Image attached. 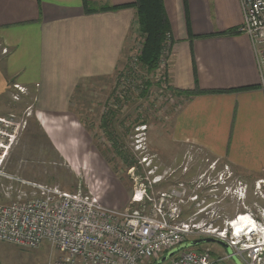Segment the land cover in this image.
Masks as SVG:
<instances>
[{
	"label": "crops",
	"instance_id": "obj_1",
	"mask_svg": "<svg viewBox=\"0 0 264 264\" xmlns=\"http://www.w3.org/2000/svg\"><path fill=\"white\" fill-rule=\"evenodd\" d=\"M89 1L120 8L88 13L84 0H0V44L7 53H0L6 59L0 64V94L10 85L8 74L19 76L13 78L34 91L31 106L56 138L55 125L66 122L61 113L71 111L78 85L115 75L139 35L136 8L124 6L136 0ZM164 2L171 25L169 83L194 89L197 79L208 90L186 97L174 119V139L202 147L226 169L252 175L256 185L264 180L261 75L250 38L225 33L243 23L241 0ZM193 247L188 248L200 251Z\"/></svg>",
	"mask_w": 264,
	"mask_h": 264
},
{
	"label": "rangeland",
	"instance_id": "obj_2",
	"mask_svg": "<svg viewBox=\"0 0 264 264\" xmlns=\"http://www.w3.org/2000/svg\"><path fill=\"white\" fill-rule=\"evenodd\" d=\"M138 36L134 52L126 59V67H120L115 75L103 80L92 78L78 85L68 109L71 111L61 113L67 114L63 116L66 122L55 125L59 131L58 138L35 106H31L34 91L16 83L19 76L14 75L15 79L7 73L10 85L0 94V117L14 126L6 127L3 123L0 126L17 132V139L5 162L7 173L26 180L57 185L72 192L93 191L109 206L147 213L150 212V203L131 201L138 187L136 180L138 183L150 180L155 194L183 184L187 196L178 205L184 221L213 222L222 227L226 220L247 209L257 214V206H263L264 199L255 194L252 175L240 174L232 167L226 169L222 162L215 161L202 147L174 139V119L186 96L172 90L167 76L168 67L161 66L156 72L148 73L139 66L136 56L141 49V36ZM1 47L0 44V53ZM168 51L167 48L164 56ZM5 52L6 49L3 55L7 54ZM4 59L5 56L0 54V64L4 63ZM12 79L14 83L10 81ZM147 79L152 85L144 95ZM16 85L23 87L25 92H20ZM17 93L18 98L15 95ZM111 109L116 111L113 131L119 138H124L121 151L132 155L137 161L134 166H128L126 158L117 153L114 142L102 124ZM70 125H73L72 129ZM34 133L39 134L38 140L32 138ZM144 156L149 157L150 166L141 164ZM222 175L229 184V192L223 193V187L220 186L214 192L218 197L213 196L208 179L219 180ZM159 177L162 178L158 181ZM5 181V185L10 183L9 180ZM239 184L246 188L242 198L237 192ZM1 190L0 201H8ZM195 194L199 195L197 200L189 199V195ZM197 235L193 233L189 237L193 239ZM199 237L202 242L198 246L194 245V249H209L220 256L227 252L223 254L225 249L231 250L216 238ZM58 254V250L48 242L31 248L0 240V264H49ZM158 259H151L145 264H156ZM161 264H169V260ZM224 264L244 263L234 257L225 260Z\"/></svg>",
	"mask_w": 264,
	"mask_h": 264
},
{
	"label": "built area",
	"instance_id": "obj_3",
	"mask_svg": "<svg viewBox=\"0 0 264 264\" xmlns=\"http://www.w3.org/2000/svg\"><path fill=\"white\" fill-rule=\"evenodd\" d=\"M241 5L244 19L238 31L251 40L264 90V0H241ZM167 57L169 53H165L160 67H167ZM16 87L20 92L25 90L19 85ZM15 95L18 98L19 94ZM2 123L6 127L14 126L0 117ZM16 139L17 132L0 126V189L9 199L0 201V240L31 248L48 242L59 252L49 264H145L151 259H160L185 243L190 235L198 233L223 241L231 252L220 256L209 249L185 248L174 253L168 259L169 264H224L234 257L244 264H264V205L257 206V214L247 209L226 220L222 227L213 222L184 221L178 205L186 200L184 185L155 194L148 179L149 182L139 183L136 180L138 187L131 201L150 203V212L118 209L103 203L93 191L72 192L57 185L9 175L5 162ZM140 162L151 165L147 156ZM5 180L10 183L5 185ZM208 182L213 193L220 186L223 193L229 192L223 175L219 180L208 179ZM255 188V194L264 199V180H258ZM245 191V186L239 184V198ZM212 195L218 197L215 193ZM197 198L198 194L189 195L191 200Z\"/></svg>",
	"mask_w": 264,
	"mask_h": 264
},
{
	"label": "trees",
	"instance_id": "obj_4",
	"mask_svg": "<svg viewBox=\"0 0 264 264\" xmlns=\"http://www.w3.org/2000/svg\"><path fill=\"white\" fill-rule=\"evenodd\" d=\"M124 6H134L136 8V21L138 25L139 35L141 36V49L137 54V61L141 68H144L148 73L156 72L160 68L161 61L164 58V52L166 51L169 41H171V25L168 18L164 0H136L132 4ZM84 8L86 12L91 13L94 11L116 9L120 6H97L89 0H84ZM227 34L239 33L238 29H229L225 31ZM165 50V51H164ZM15 81L14 79L10 80ZM14 83V82H13ZM145 88L143 94L147 93L152 85L150 79L145 81ZM178 95H184L190 97L199 93L208 92V90L201 89L198 86L196 79V87L194 89H176L171 87ZM116 111L111 109L106 117L103 119V126L106 128L108 137L114 142V147L119 155L126 158L128 166H134L137 161L127 153L121 151L123 147V137L119 138V135L113 130V122L115 119ZM144 122V121H140ZM117 134V135H116ZM39 134L34 133L32 138L37 139ZM46 135V134H45ZM38 140V139H37ZM212 252V251H211ZM212 254L217 255L215 252Z\"/></svg>",
	"mask_w": 264,
	"mask_h": 264
},
{
	"label": "water",
	"instance_id": "obj_5",
	"mask_svg": "<svg viewBox=\"0 0 264 264\" xmlns=\"http://www.w3.org/2000/svg\"><path fill=\"white\" fill-rule=\"evenodd\" d=\"M202 242V239H196V240H193V241H190V242H186V243H183L181 244L180 246L176 247V248H173L171 249L170 251H168L165 255H163L160 259H158L157 263L156 264H161L163 263L164 261L168 260L174 253L178 252L179 250H182V249H185V248H188L190 246H193V245H197L199 243ZM221 243L225 244L226 246H228L226 243H224L223 241H220Z\"/></svg>",
	"mask_w": 264,
	"mask_h": 264
},
{
	"label": "bare ground",
	"instance_id": "obj_6",
	"mask_svg": "<svg viewBox=\"0 0 264 264\" xmlns=\"http://www.w3.org/2000/svg\"><path fill=\"white\" fill-rule=\"evenodd\" d=\"M245 219H247L248 217L247 216H244Z\"/></svg>",
	"mask_w": 264,
	"mask_h": 264
}]
</instances>
